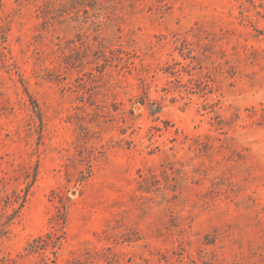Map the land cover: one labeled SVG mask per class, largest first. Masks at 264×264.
I'll return each mask as SVG.
<instances>
[{
    "label": "rangeland",
    "instance_id": "obj_1",
    "mask_svg": "<svg viewBox=\"0 0 264 264\" xmlns=\"http://www.w3.org/2000/svg\"><path fill=\"white\" fill-rule=\"evenodd\" d=\"M0 264H264V0H0Z\"/></svg>",
    "mask_w": 264,
    "mask_h": 264
}]
</instances>
